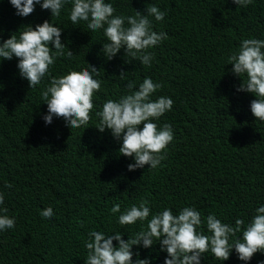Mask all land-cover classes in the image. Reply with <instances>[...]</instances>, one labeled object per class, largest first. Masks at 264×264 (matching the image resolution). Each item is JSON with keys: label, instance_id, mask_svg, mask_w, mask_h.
<instances>
[{"label": "trees", "instance_id": "obj_1", "mask_svg": "<svg viewBox=\"0 0 264 264\" xmlns=\"http://www.w3.org/2000/svg\"><path fill=\"white\" fill-rule=\"evenodd\" d=\"M105 2L113 4L116 15H134L133 9L143 13L149 5L166 11L163 21L153 22L154 30L165 32L168 39L151 50L155 58L150 68L139 61L125 63L130 58L123 49L107 61L101 51L107 42L103 31L91 32L83 22L72 24L70 4L59 18H51L39 5L22 18L9 0H0V43L13 33L18 36L23 26L34 28L48 20L63 28L61 42L74 55L57 58L51 76L90 64L101 70L95 78L102 81L88 128L69 129L55 117L45 125L47 105L40 92L47 79L30 89L19 76L16 58L0 60V192L5 196L0 208H7L6 215L16 221L14 228L0 232V264H85L89 231L123 232L127 240L140 230V222L119 225L120 213L110 211L117 203L123 212L148 200L153 214L169 208L174 215L194 206L202 218L213 213L233 225L236 219L249 223L255 209L264 205V122L252 116L254 97L236 91L241 81L227 65L242 39L264 40V0L247 7L230 0ZM121 71L127 73L124 80ZM145 77L163 85L154 100L167 96L174 101L172 110L157 121L159 126L172 125L174 140L161 167L151 170L146 165L129 172L127 165L134 159L119 155L120 144L107 129L98 132L95 112L106 100L125 95L127 82L135 81L138 88ZM48 207L53 209L51 219L40 215ZM137 251L151 264H164L167 256L159 244L150 249L134 246ZM201 264L245 262L233 250L223 262L205 253ZM247 264H264V254L256 253Z\"/></svg>", "mask_w": 264, "mask_h": 264}, {"label": "clouds", "instance_id": "obj_2", "mask_svg": "<svg viewBox=\"0 0 264 264\" xmlns=\"http://www.w3.org/2000/svg\"><path fill=\"white\" fill-rule=\"evenodd\" d=\"M9 2L16 10L15 14L22 18L31 15L37 5L41 10L50 11L51 18H59L62 9L70 4L69 20L72 24L83 22L91 32L103 31L107 42L102 44L101 51L107 61L123 49L124 55L130 58L125 63L139 61L150 68L155 58L151 50L168 39L165 32H157L153 28L154 21L161 22L166 16V11L156 5H149L143 13L133 9L134 15L124 16L116 15V8L105 0ZM230 2L239 7L253 4V0ZM53 25L45 20L34 28L23 26L24 31L18 36L13 33L0 43V60L16 58L19 76L28 82L30 89L47 79L46 87L40 92L42 104L47 105V114L42 117L45 125H50L55 117L62 118L69 129H86L95 108L93 97L101 90L102 81L95 78L101 70L86 63L88 67L80 71L51 76L50 69L57 58L71 59L74 56L61 42L63 28ZM227 65L232 66L231 73L241 81L236 91L254 97L250 102L252 116L264 122V40L242 39L239 48L229 55ZM126 75L121 71L119 78L124 80ZM2 87L0 85V89ZM125 87V95L118 100H106L101 110L95 112L99 118L95 128L100 133L107 129L120 144L119 155L134 159V163L127 165L129 172L143 169L146 165L148 169L155 170L166 160L168 145L174 140L172 125L164 123L159 126L157 121L172 110L174 101L167 96L154 100L153 95L163 85L149 77H145L138 88L135 81L127 82ZM5 187L10 189L12 185L6 184ZM4 199V193L0 192V205L4 204ZM110 211L113 215L120 213L119 225L134 226L140 222L141 228L127 240L122 239L123 232L108 235L89 231V239L84 242L87 250L85 264H133L134 255L137 257L134 264H151L148 257L140 259L139 252H133V248L150 249L156 244H159L161 252L167 253L164 264H201L203 254L208 252L223 262L230 258L233 250L238 259L247 264L256 253L264 254V205L255 209L249 223L236 219L234 225L222 222L213 213L202 218L194 206L183 207L177 215L169 208L153 214L148 200L132 204L123 212L117 203ZM7 212V208H0V213H5L0 214V232L15 227V219L6 215ZM53 214L51 207L40 212L45 219H51ZM113 241L117 244L114 245Z\"/></svg>", "mask_w": 264, "mask_h": 264}]
</instances>
